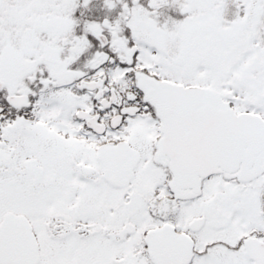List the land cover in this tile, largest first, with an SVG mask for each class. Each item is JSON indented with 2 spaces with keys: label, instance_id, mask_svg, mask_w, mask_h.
<instances>
[{
  "label": "snow or ice",
  "instance_id": "1",
  "mask_svg": "<svg viewBox=\"0 0 264 264\" xmlns=\"http://www.w3.org/2000/svg\"><path fill=\"white\" fill-rule=\"evenodd\" d=\"M0 264H264V0H0Z\"/></svg>",
  "mask_w": 264,
  "mask_h": 264
}]
</instances>
